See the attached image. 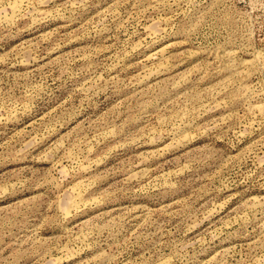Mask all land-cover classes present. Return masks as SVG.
Here are the masks:
<instances>
[{"label": "rangeland", "instance_id": "obj_1", "mask_svg": "<svg viewBox=\"0 0 264 264\" xmlns=\"http://www.w3.org/2000/svg\"><path fill=\"white\" fill-rule=\"evenodd\" d=\"M0 264H264V0H0Z\"/></svg>", "mask_w": 264, "mask_h": 264}]
</instances>
